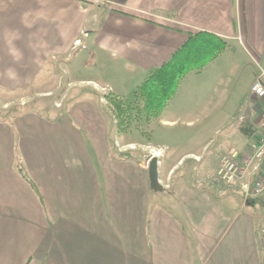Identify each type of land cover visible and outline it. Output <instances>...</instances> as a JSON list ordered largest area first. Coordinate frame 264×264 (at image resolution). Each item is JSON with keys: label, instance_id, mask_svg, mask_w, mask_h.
Instances as JSON below:
<instances>
[{"label": "crops", "instance_id": "crops-1", "mask_svg": "<svg viewBox=\"0 0 264 264\" xmlns=\"http://www.w3.org/2000/svg\"><path fill=\"white\" fill-rule=\"evenodd\" d=\"M195 32L227 40V51L182 81L149 141L119 134L103 96L132 97ZM234 43L260 56L263 75L264 0H0V88H40L61 66L71 89H87L63 113L0 109V264H264V196L248 205L216 189L204 159L225 129L197 128L199 104L181 97ZM261 113L242 115L252 136L241 133L242 151L260 142ZM186 121L210 139L173 157L153 143L158 128ZM144 146L164 151L170 190L151 189Z\"/></svg>", "mask_w": 264, "mask_h": 264}, {"label": "rangeland", "instance_id": "rangeland-1", "mask_svg": "<svg viewBox=\"0 0 264 264\" xmlns=\"http://www.w3.org/2000/svg\"><path fill=\"white\" fill-rule=\"evenodd\" d=\"M254 54L251 53L250 56L245 55L240 51L239 46L234 43L227 56L220 59L214 67H209L201 77L194 79L196 83L193 87H183V95L181 97L184 96L183 99H186V101L195 99L199 104V107H197L198 110L195 111L201 116L195 122L197 128L200 129L203 125L210 123V129L218 127L220 132L225 129L219 137L211 138L213 141L212 147L204 159L205 163L208 160L214 163L212 164L213 170L219 167L223 157L231 150L242 151V145L239 144V139L242 137L240 129L248 127V121L242 120V115H245V113L248 115L250 113L253 115L252 120H256L259 112L262 110L260 102L255 100L252 94L249 97V91L251 93L250 88L253 82L258 80L262 75L261 68L258 67L255 59L258 62L259 60ZM255 55L260 58L258 54ZM262 64L264 70V59L262 60ZM52 70L54 72L45 74L46 81L36 83V86L40 85V88L37 87L28 90H8L0 88V109L6 107L9 110V116H15L26 110L32 111L35 108L46 109L45 112L43 110V113H63L75 99L82 100V98H87V89L70 88L69 76L67 72H63V67H55ZM80 75L82 78L83 76L87 78V73L82 72ZM130 100L133 107H136L133 112L135 120L126 134L131 138L138 139L140 142L149 141L152 133L148 130L147 126L151 122L146 121L143 112L144 104L140 100L136 102L134 98ZM241 103L242 106L240 108ZM104 110L110 118L113 110L109 107ZM137 110H140V115H137ZM239 111H241V116L233 122V117H236V114L239 116ZM211 113L214 115L218 114V120L212 123L207 119V114ZM188 115L182 114L181 117L185 119L184 117ZM188 117H192V115ZM186 123L187 121L178 122L177 126L171 130L158 128L153 143L155 145H167L170 149L169 155L172 157L182 155L183 153L196 149L203 143L205 144L208 138L195 135L198 132H193L187 127ZM231 136H235V145H232V141L229 142V145L227 144ZM217 149L220 153L215 155ZM140 150L136 154H139L147 162L150 156L148 153L149 150L146 149V146L140 147ZM210 174L212 180L215 181L217 190L221 191L225 196L241 198L242 193L239 188L226 187L216 178H213L212 172ZM163 184L161 185L166 190H170V186H164ZM246 204L253 205L252 202H247ZM259 207L262 208V206Z\"/></svg>", "mask_w": 264, "mask_h": 264}, {"label": "trees", "instance_id": "trees-1", "mask_svg": "<svg viewBox=\"0 0 264 264\" xmlns=\"http://www.w3.org/2000/svg\"><path fill=\"white\" fill-rule=\"evenodd\" d=\"M228 46L227 40L216 35L207 32L190 33L184 45L169 61L150 73L132 97L105 94L103 97L113 110L119 134H126L135 120L133 112L136 107L131 104V98L136 102L142 101L147 122L158 119L176 97L182 81L190 74L202 72L217 61L227 51ZM137 115H140V110H137ZM240 131L243 135L252 137L245 128H241ZM254 201L256 203L259 199Z\"/></svg>", "mask_w": 264, "mask_h": 264}, {"label": "built area", "instance_id": "built-area-1", "mask_svg": "<svg viewBox=\"0 0 264 264\" xmlns=\"http://www.w3.org/2000/svg\"><path fill=\"white\" fill-rule=\"evenodd\" d=\"M251 94L260 102L262 113L259 119L261 140L248 151H231L221 160L215 170V178L226 187L239 188L245 203L264 196V74L254 82ZM147 168L153 158L164 156L161 149L149 148ZM264 233V230H263Z\"/></svg>", "mask_w": 264, "mask_h": 264}, {"label": "water", "instance_id": "water-1", "mask_svg": "<svg viewBox=\"0 0 264 264\" xmlns=\"http://www.w3.org/2000/svg\"><path fill=\"white\" fill-rule=\"evenodd\" d=\"M158 166H159L158 158H153L149 164V170H148L150 187L155 192H163L165 189L161 185V182L159 180Z\"/></svg>", "mask_w": 264, "mask_h": 264}]
</instances>
